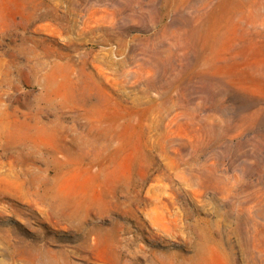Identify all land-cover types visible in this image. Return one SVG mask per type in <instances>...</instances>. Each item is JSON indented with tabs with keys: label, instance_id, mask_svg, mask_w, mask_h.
I'll list each match as a JSON object with an SVG mask.
<instances>
[{
	"label": "rangeland",
	"instance_id": "obj_1",
	"mask_svg": "<svg viewBox=\"0 0 264 264\" xmlns=\"http://www.w3.org/2000/svg\"><path fill=\"white\" fill-rule=\"evenodd\" d=\"M0 264H264V0H0Z\"/></svg>",
	"mask_w": 264,
	"mask_h": 264
}]
</instances>
